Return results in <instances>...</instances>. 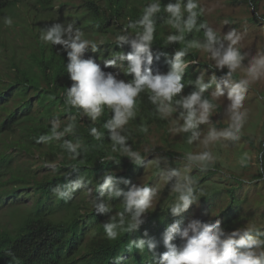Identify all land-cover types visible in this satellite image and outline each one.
<instances>
[{
  "label": "rangeland",
  "instance_id": "rangeland-1",
  "mask_svg": "<svg viewBox=\"0 0 264 264\" xmlns=\"http://www.w3.org/2000/svg\"><path fill=\"white\" fill-rule=\"evenodd\" d=\"M90 1L101 12L104 10L106 0H18L0 11V241L16 236L26 218L40 215L60 223H72L73 220H77L78 226L82 228L83 221L93 209L91 200L94 198L98 182L94 176L93 165L89 166V172L73 178L75 180L83 176L86 183L85 188L74 192L70 200L58 199L52 192L48 202H39L44 184H51L53 180L59 181L61 177L70 173L73 159L63 147L64 141L79 142L81 146L83 145L74 129L71 133H65L59 140L52 139L46 143H38L32 134V129L38 131L40 126L48 127L51 134L53 122H59L58 131H63L69 124L73 125L69 116L63 113L56 114L60 110L59 106L51 108L48 107L46 100L41 103L37 100V93L46 88L40 74L39 61L42 57L48 56L53 47L52 44L40 39L41 32L54 23L65 25L72 23L84 34V39L97 45L98 51L93 53L89 48L84 58L92 57L103 71L118 73L117 79L124 80L120 61H117L115 68L104 66L106 44L108 41H117V36L125 34L131 13L141 17L143 9L154 0H121L122 17L118 20L112 19L106 33L102 32L99 21L95 20L89 11ZM197 2L199 8L203 9V14L200 15L201 22H207L218 35L222 36L233 29L241 35L237 47L242 54H246L244 66L249 63L252 56L264 53V0H197ZM160 3L163 11L170 2L160 0ZM104 13L106 14V11ZM4 17L13 20L11 26H5ZM224 21L228 23L225 24ZM127 34L136 33L127 31ZM157 34L165 43L171 44L167 42V36L177 33L165 22L158 26ZM192 40L203 43V30L194 31L190 36L185 33V42ZM177 44L184 48L186 46L184 42ZM54 46L55 51L59 52L61 46ZM188 52L195 54L196 58L195 61L184 59L189 66L182 78L184 88L175 99L196 91L194 81L201 74L205 77V83L213 75L216 83H221L224 78L222 73L227 72L226 68L216 73L208 67H201L199 64L215 68V62L210 59V54L203 49L189 48ZM173 56L168 55L166 64L154 68L152 74H167ZM23 75L34 78V84H23L20 81ZM233 76H235L233 81L245 78L244 67L237 69ZM17 81L22 88L20 84L15 86ZM11 86L15 87L5 96L6 90ZM214 91L215 84L204 93V96L212 100L211 93ZM224 91L225 96L212 100L216 107L210 124L200 126L202 137L209 128L215 127L219 131L229 124L227 89ZM244 108L247 109L248 115L240 139L221 140L209 144L207 148L199 141L188 145L186 139L190 133L170 131L174 127L173 123L161 119L158 114L155 121L147 122L145 118L139 117L131 119L124 126L128 133L133 134L129 145L134 151L141 153L144 163L134 165L126 156L111 149L110 155L106 158L112 161L108 172L113 173L117 181L120 179L130 181L127 186L120 185L125 190L132 185H141L153 187L157 192L152 207L144 217V223L137 231L129 233L133 241L153 240L159 232L163 235L166 227L177 221L181 229L192 220L200 223L220 220L225 232L230 233L240 227L251 225L264 231V161L259 155L261 143L264 141V77L249 84ZM14 112L13 122L6 123L2 128L4 120ZM46 112L49 114L45 115ZM78 123L80 125V121ZM141 126L148 128L147 133L139 131ZM205 150L216 157L215 164L207 170L202 171L199 167L193 166L185 172L187 154ZM243 153H248L250 157L247 166L244 167L239 164ZM156 160H159V169L153 163ZM46 164L53 167H46ZM128 165L130 169H127ZM172 169L190 175L196 183L200 178L205 179L201 184H196L198 203L191 205L178 217L172 216L170 212L177 194L171 191L170 183L166 184L160 175L161 172ZM88 189L92 190L91 195ZM105 199L107 200L106 197ZM109 203L112 207L110 216L123 210V204L119 199H112ZM108 219L109 216H104L100 227ZM94 231L95 228L83 227L81 242L73 256L74 264H84L88 260L90 256L88 242ZM145 232L147 236H144ZM173 242L177 245L182 243L178 237ZM160 254L162 253H149L148 261L144 264H155Z\"/></svg>",
  "mask_w": 264,
  "mask_h": 264
},
{
  "label": "clouds",
  "instance_id": "clouds-1",
  "mask_svg": "<svg viewBox=\"0 0 264 264\" xmlns=\"http://www.w3.org/2000/svg\"><path fill=\"white\" fill-rule=\"evenodd\" d=\"M199 9V11H198ZM160 0H154L143 9V15L136 21H130L129 29H142L134 36L125 34L116 37L118 46L129 45L131 51L114 53V58L104 61L105 67L115 68L117 61H127L125 73L133 79L129 82L117 79L118 73L105 72L92 58H84L85 52L90 48L93 53L98 51L97 45L83 38V33L72 23L67 25L54 23L41 32L40 39L45 43L61 46V51L67 53L68 63L66 70L69 79L73 82L66 92V103L81 109L83 114L96 121L105 107L111 110V118L103 127L107 130L111 141L112 151L126 156L134 165L144 163V157L139 151H134L127 143L128 137L122 135L124 126L136 116V97L147 90L149 101L155 106V111L161 119L170 120L174 127L170 131L175 133H190L186 139L188 145L199 141L205 148L218 141H238L242 128L247 119V109L244 108L245 94L251 82L264 77V53L252 56L249 63L244 66L246 54H242L237 47L241 35L235 29L226 34L218 35L207 22L198 24V16L203 14L197 0H175L167 4L163 11L168 14L166 23L176 30L177 34L167 36L168 43H185L183 50L174 53L170 61V70L167 74H152L150 65L153 62L151 53L154 32L156 28V14L161 12ZM5 26H11L13 20L4 17ZM227 24V21H224ZM203 30V43L197 40L185 42V33L193 30ZM189 48L203 49L210 54L215 62L216 70L227 69L221 83H216L213 75L207 83L201 74L195 81L196 91L187 96H180L184 84L182 77L189 63L183 58ZM194 63V62H193ZM244 67L246 77L233 81V74L237 69ZM215 84V91L211 93L212 100L225 96L229 101L227 112L229 124L226 128L217 131L215 127L209 128L203 135L199 131L201 125L210 124V118L216 105L204 96V93ZM175 114V118H174ZM182 122V123H181ZM59 122H53L50 135H41L40 142L52 139L59 140L65 133H71L74 125H67L63 131H58ZM140 132L147 133L148 128L141 126ZM90 135L97 141L101 140L103 133L97 128L90 129ZM63 147L75 159L79 156L80 143L64 141ZM147 151V150H146ZM188 172L193 166L202 171L215 164L216 157L210 151L196 154L189 153L185 157ZM250 157L243 153L239 164L247 166ZM159 169V160L153 161ZM46 167H53L46 164ZM162 180L170 183V189L176 193L175 203L170 207L171 215L178 217L193 204L198 203L196 181L178 169L160 173ZM97 182L96 192L100 198L91 200L97 214L109 216L102 223L103 230L109 240H116L120 232L132 233L137 231L144 223V217L157 195L155 188L149 186L132 185L127 190L120 185H129L128 179L117 181L111 172L105 173ZM85 177L80 176L66 185L57 186L53 193L58 199L70 200L74 192L85 188ZM89 195L92 190L88 189ZM119 199L123 210L115 215H109L112 207L109 201ZM147 232L144 236H147ZM182 242L180 245L172 243L175 238ZM163 247L165 252L159 255L155 264H264V231L258 230L255 225L240 227L232 232H225L221 221L200 223L192 220L181 229L180 223L173 222L163 232ZM157 247L152 239H138L128 242V250L132 249L154 252Z\"/></svg>",
  "mask_w": 264,
  "mask_h": 264
},
{
  "label": "trees",
  "instance_id": "trees-1",
  "mask_svg": "<svg viewBox=\"0 0 264 264\" xmlns=\"http://www.w3.org/2000/svg\"><path fill=\"white\" fill-rule=\"evenodd\" d=\"M18 0H0V11L5 7L13 4ZM174 3L175 0H164ZM121 0H106L104 10L101 12L94 6L93 2H88V9L91 12L93 18L100 23V27L103 33H106L110 26L112 19L118 20L122 15L120 10L122 8ZM242 2V1H241ZM250 3H253L250 1ZM106 11V14L104 13ZM131 18L127 20L126 29L131 32H139L141 29H129L128 24L130 21H136L140 17L131 13ZM168 14L161 11L156 14V28L154 32V39L152 42L151 53L153 56V62L150 65L151 71L161 65H165L166 57L173 54L178 50H183L177 43L167 44L157 34V28L160 24L166 22ZM198 24L201 22L200 16L197 18ZM196 31L195 29L191 33H186L190 36ZM134 36V35H130ZM131 51L129 45L118 46L117 41H108L106 44L105 58H114V53L123 52L127 54ZM103 57V56H102ZM196 55L187 52L183 59H191L195 61ZM122 64V74L125 82H129L133 79L131 75L125 73L127 67V61H120ZM68 63L67 53L64 51H55V46L51 47L48 56L42 57L39 61L40 74L46 88L43 91L37 93V100L41 103L46 100L48 107L55 108L59 106L60 110L56 112L57 115H67L72 119L74 130L76 134L81 138L83 145L80 147L79 156L73 159L70 173L60 178L59 181L53 180L52 183H46L43 185L44 190L39 196V202H48L50 200V194L57 186L66 185L73 178L79 176L84 172H89V166H94V176L102 183L100 178L107 173L111 166L112 161L106 158L110 155L112 149L111 141L107 130L103 127V124L111 118V110L104 109L103 114L97 118L96 121H92L90 117L83 114L81 109L68 105L66 101V92L73 83L68 76L66 65ZM201 67H208L210 70L219 73L214 67L199 64ZM225 76V73H222ZM235 76L232 77L234 79ZM183 78V77H182ZM23 84L33 85L35 80L32 77L23 75L20 80ZM20 84L17 81L15 86ZM21 85V84H20ZM15 86H11L6 90L5 96L10 92V89ZM22 88V85L21 87ZM22 92V91H20ZM150 93L145 90L136 97V116L145 118L147 122L155 121L157 119V113L155 106L149 101L148 96ZM175 99V98H174ZM25 106V104H24ZM29 108H27V111ZM50 111V110H47ZM46 112L45 115H48ZM15 112L5 119L2 123V128L6 126V123L13 122ZM80 121V125L79 122ZM92 127L97 128L104 135L101 140L97 141L90 135V129ZM32 134L35 139H39L41 135H49L50 129L48 127L40 126L38 131L32 129ZM122 135L128 137L127 143L132 142V133L127 132V128H124ZM131 135V136H130ZM260 158L264 161V141L261 143ZM100 160V161H99ZM99 161V162H98ZM139 166V165H137ZM130 166L128 165V168ZM204 178H200L196 184L204 182ZM100 198L99 193L95 191L94 198ZM104 215L97 214L94 208L88 214L85 221H83V227L95 228L92 232L91 238L88 242L89 258L84 264H144L148 261L149 253L165 252L166 249L162 243V233L159 232L158 236L153 240L157 247L154 252H148L147 250L140 251L136 249L128 250V242L133 241L129 237V233L122 232L116 240H109L100 223L103 220ZM83 227L78 226V221L73 220L72 223H60L54 222L49 218L40 215L31 218H26L20 226L19 233L12 238H4L0 241V264H74L73 256L76 253L77 247L81 242V235ZM174 241V240H173ZM172 241V243H174Z\"/></svg>",
  "mask_w": 264,
  "mask_h": 264
}]
</instances>
